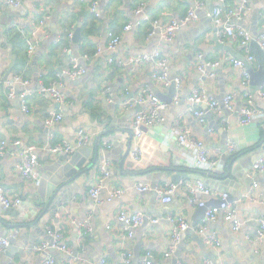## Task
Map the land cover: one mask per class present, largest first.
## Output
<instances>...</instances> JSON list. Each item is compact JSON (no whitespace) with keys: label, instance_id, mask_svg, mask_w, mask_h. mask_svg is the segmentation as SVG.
<instances>
[{"label":"crops","instance_id":"crops-1","mask_svg":"<svg viewBox=\"0 0 264 264\" xmlns=\"http://www.w3.org/2000/svg\"><path fill=\"white\" fill-rule=\"evenodd\" d=\"M99 1L100 6L95 14L89 2L82 3L80 0H20L16 8L8 5V0H0V142L9 143L7 154L0 163V187L10 196L18 195L23 200L15 208L21 212L18 217L7 215L0 202V238L17 233L15 238H10L7 250L0 252V264H43L47 255L55 259V264H124L125 250L131 251L132 264H143L149 253L152 254V264H264V236L259 235V225L254 221L264 219V205L245 199L255 183L259 184L257 191L264 193V174L250 176L253 154H264V120L245 126L241 124L239 115L248 93L253 95L256 107L263 112L264 99L258 96V88L246 84L243 70L234 64V60L245 55L240 50L239 41L226 37L221 43L214 36L209 13L218 5V1ZM195 2L202 3L198 10L199 20L179 32L173 41L163 42L158 36H149L152 21L168 23L172 19H181ZM143 3H146V7L137 14L135 9ZM240 6L241 0H227L225 4L227 10ZM259 9L260 33L264 30V0H248V17L244 25H253ZM45 13H48L49 20L46 26H40ZM129 23L136 26L126 31L125 26ZM73 27L74 36L80 28L79 42L68 40V33ZM18 29H27L29 34L36 33L34 53L29 52ZM15 30L18 32L12 35ZM110 31L122 38L115 51L108 48ZM99 48L101 52H98ZM155 50H160L168 58L170 77L181 78L182 93L179 104H175L176 96L173 97L174 104L165 113V123L145 132L140 142L141 157L135 160L133 149L136 140L132 122L137 109L122 106L124 95L128 93L134 96L141 88L148 86L156 96L157 92L168 96L170 88L153 81L154 63L134 66L129 61L150 55ZM252 53L256 58L253 67L258 70L257 56L253 50ZM198 54L207 62L220 63L219 68L210 70L216 77L208 79L206 83L202 82L197 69ZM76 62L83 65L87 73L73 79L67 72ZM17 77L20 81L16 83V96L11 98L7 86ZM57 81H61V89L68 95L69 103L66 106H60L49 93L41 91V84L51 87ZM107 87L114 93L112 101L104 91ZM199 87H204L208 99H216L222 104L221 110L209 113L205 125L199 124L189 112L188 93ZM23 94L26 95L29 112L22 107ZM229 94L235 95V108L232 110L223 104ZM60 111L64 117L57 122L55 116ZM179 115L183 116V123L193 130L194 135L204 142L209 157L217 162L218 170L213 172L216 177L212 180L217 190L212 188L213 191L220 195L227 190L230 201L233 198L231 203L244 220L237 232L223 220L209 225L220 241L217 248L207 246L205 239L201 246L191 234H184L176 251L172 253L169 250L174 221L181 217L191 225L201 207L189 203L184 189L185 183L194 185L202 179L197 178L201 174L191 171V155L179 145L177 133L173 131L177 128ZM80 129L87 132L89 142L93 144V153L83 169L91 164L96 148L99 147L103 156H109L90 172L64 187L61 190L64 194L65 189L69 188L65 194L67 200L59 205L57 215L49 210L36 227L34 223L52 195L48 190L49 183L43 184L40 192L39 185L34 186L22 176L19 172L22 161L18 157L19 147L12 142L21 140L36 145L41 175L52 177L54 173L49 172L48 167L56 165L60 156L66 154L50 152L48 144L55 145L64 140L75 142ZM232 144L236 146L234 154L228 151ZM128 151V157L123 159ZM121 161H124L125 171L142 174L164 172L169 178L182 174L184 178L180 180L172 202L164 203L163 196L159 192L150 193L152 190L145 194L131 191L129 186L135 184L134 177L124 176L120 172ZM106 164H110L108 169L111 174L104 181L102 197L107 199L115 188H123L126 193L114 200L113 205H110L111 202L98 205L90 195V188L97 181L100 167ZM253 180H256L254 184L251 182ZM143 183L151 185L147 181ZM166 185L160 182L158 188L164 189ZM249 188V192L240 197ZM204 199L210 205L220 201L218 195ZM108 206L115 207L112 210ZM122 210L129 214L141 212L149 220L136 230L132 239L128 238L125 225L117 220ZM152 219L159 222L153 224ZM203 219L195 226V233L201 238L204 237L196 227L203 223ZM78 224L82 228L89 227L82 237L83 245L79 242ZM12 225L20 227L10 228ZM38 228L42 230L38 231ZM50 229L64 233L72 255L60 250L55 253L49 249L35 250L44 242L52 243L45 232ZM76 249L79 250L77 256L74 255Z\"/></svg>","mask_w":264,"mask_h":264},{"label":"built area","instance_id":"built-area-1","mask_svg":"<svg viewBox=\"0 0 264 264\" xmlns=\"http://www.w3.org/2000/svg\"><path fill=\"white\" fill-rule=\"evenodd\" d=\"M82 3H90V6L97 14L98 8L100 6L99 0H80ZM218 5L209 13V17L212 20V24L215 30L216 37L221 43H224L223 39L230 37L236 39L240 43V50L243 52L244 58L234 60V64L243 70V75L245 78L246 84L250 85V75L246 68V63H250L253 66V63L256 61L255 56L252 53L251 43L253 41L252 33L244 25L245 20L248 17V0H241L242 6L234 9L227 10L225 4L227 0H217ZM20 0H8V5L13 8L18 7ZM1 7V6H0ZM146 7V3L141 4L135 9V12L139 14ZM202 7V3H197L189 8L187 14L181 19H172L168 23H164L159 20H154L151 22L149 28V36L155 37L158 36L163 42H171L175 39L177 34L181 32L184 28L189 27L191 24L199 20L198 10ZM33 19H36L35 17ZM49 20L48 13H45L43 18L40 20V26H46L47 21ZM235 23H233V21ZM140 24V22L138 23ZM136 25L132 23L125 26L126 31H130ZM19 33L23 36L25 42L28 45L30 53H34L36 50V33L32 34L27 33L24 29H18ZM15 30L12 35L18 32ZM75 27H73L68 33V40L72 41L74 39ZM109 44L108 48L111 51H115L116 48L121 44L122 38L120 35L115 34L113 31L108 32ZM257 42L264 52V30L259 33ZM98 52H101L100 48ZM85 59L89 60L88 56H85ZM197 69L201 74V80L203 83H206L208 79H213L216 77L214 72L210 70H215L220 67L219 62H207L203 59L201 54L197 55ZM113 62V60H111ZM129 63L134 66H143L148 63L155 64V72L152 76L153 81L159 83L165 88H171L173 85L176 86V97L175 104H179L180 94L182 93V80L181 78L172 79L170 77L169 71V60L160 50H155L150 55H144L137 58H131ZM87 73V69L82 65H79L77 62L74 63L73 68L67 72V75L73 79L84 76ZM20 81V78H15L13 83L8 84L9 96L14 98L16 96V83ZM26 84V83H25ZM61 81L55 82L51 87H46L44 84L40 85L41 91L49 93L52 99L57 102L60 106H66L69 103L68 95L61 89ZM257 94L262 99H264V85L257 87ZM105 93L109 95L110 101L113 100L114 93L110 87H107ZM188 102H189V112L197 120L199 124L205 125L208 121L209 113L216 112L221 110L222 104L216 99H208L205 93L204 87H199L194 89L189 93ZM26 95H21L22 107L26 112H29L26 103ZM235 95L229 94L224 98V106L230 110L235 108ZM174 104V101H173ZM122 106L125 109H137L135 111L134 119L132 122V131L136 140V145L133 149V155L136 159L141 157V147L140 142L146 131H149L161 124H164L166 121L165 113L169 109L170 104L165 103L156 96L155 92L151 88L145 86L134 96H129L128 93L124 95V101ZM241 124L247 126L256 121L264 120V112L259 110L255 103L254 97L250 93L247 94L246 104L241 109L240 113ZM64 115L60 111L56 116L55 120L60 122L63 119ZM183 116L179 115L177 118V128L173 130L177 133V141L179 145L190 153L191 159L189 167L193 170H201L203 172L207 171H217V162L212 160L209 157V152L203 141L199 140L193 133V130L183 123ZM90 141V136L84 129H80L77 132L75 142H70L64 140L61 143L50 145L48 144V150L52 153H62L66 155H73L80 148H83ZM15 146L19 147L18 157L21 158V163L19 164V172L22 176L31 182L34 186H38L42 180V175L40 172V160L38 154V147L34 144L24 143L21 140H14L12 142ZM9 143L7 141L0 142V163L5 157L8 151ZM230 154L236 152V146L230 145L228 148ZM110 164H106L100 167V174L97 177L96 183L90 188V195L93 200L98 205H103L106 202H113L114 200L122 198L126 190L123 188H115L110 191L107 199L102 197V189L104 181L110 176L111 172L108 169ZM250 176H255L257 174H264V158H259L250 172ZM180 183H170L166 185L164 189L158 188V192L163 196L164 203H171L173 198L172 196L178 190ZM136 188L143 193H147L152 190V187L148 183L140 182L136 185ZM184 189L186 191L189 203L196 206H204L206 204V199L204 197L218 195L221 200V205L218 207H210L203 219V223L196 227V230L201 234L207 246L211 248H217L220 244L219 239L214 231L210 230L209 225L219 222L221 220L230 223L235 232L239 231L244 222H241L238 218V209L230 201V195L228 193L216 194L212 188H210L205 181L198 180L196 184L185 183ZM259 184L255 183L251 191L245 196V199L258 202L264 205V193H259ZM0 202L5 209H15L18 208L23 200L21 197L9 195L7 191L0 187ZM117 220L125 225V228L128 232V238L132 239L138 228H140L145 220L146 216L139 212L136 214H129L128 211H120L117 216ZM259 225L258 233L260 236H264V219L258 218L254 219ZM151 222L156 224L159 220L152 219ZM88 224V222H87ZM191 227L190 223L184 218H179L177 221H174V228L171 233L170 239V252H175L179 246L182 235ZM79 242L82 243V237L85 236L88 232L89 227L84 226L83 228L79 227ZM195 229V228H194ZM49 231V230H48ZM49 233L53 237V247L61 252L72 255V250L70 249L68 242L66 241L65 235L61 230L53 231L50 229ZM9 236V235H8ZM0 238V252H4L10 246V238H15L17 233L11 234L9 237ZM52 246L50 243H43L41 246H36L35 250H48ZM79 259V257L77 258ZM124 264H132L133 255L131 251L125 250L123 253ZM152 254H148L146 261L143 264H152ZM43 264H55V259L51 255H47L43 261ZM101 264H105L102 262ZM207 264H212L207 262Z\"/></svg>","mask_w":264,"mask_h":264},{"label":"water","instance_id":"water-1","mask_svg":"<svg viewBox=\"0 0 264 264\" xmlns=\"http://www.w3.org/2000/svg\"><path fill=\"white\" fill-rule=\"evenodd\" d=\"M261 18V11L260 9L257 11V14H255L254 16V23L251 27H247V29L252 33L253 35V41L251 43V49L255 52L257 59H258V63H259V69L255 70L254 67L250 64V63H246V68L249 72L250 75V85L252 87H261L264 85V52L262 51V49L260 48L258 42H257V38L259 37V32H258V21ZM54 28H56V26L54 25ZM56 35V31L54 32V36ZM214 36L216 37V35L214 34ZM217 38V37H216ZM81 39V32H80V28H78L77 32L75 33L74 36V40L76 42H79V40ZM218 40V38H217ZM12 58H15L14 55H12ZM239 59H243V56H240ZM174 79V78H172ZM177 91H176V86L173 85L170 88V94L168 96H163V94H161L160 92H157V96L158 98L168 104H172L173 105V97L176 95ZM190 93V92H189ZM188 93V94H189ZM186 96H184V98H186ZM225 137H227V135H225ZM130 151V149H129ZM129 151L124 155L125 159L126 157H128L129 155ZM93 153V144L91 142H89L86 146H84L83 148H80L76 153H74L73 155H65V156H60L59 161L57 162L56 165H52L50 167H48L49 172L54 173V175L52 177H50L49 175L42 177V180L39 184L40 187V191L43 188V184L45 183H49V193H51L52 195L49 197V201L46 204V207L44 208V210L41 212L38 220L34 223V226H38L40 221H43L44 219V215L51 210L53 212L54 215H57L58 211H59V205L63 202H65V200H67L66 197V191H68L69 188L65 189V194L61 193V190L64 187H67L68 185H70L71 183L75 182L79 177H81L83 174L90 172V170L94 169V167L99 163V162H103L106 160L107 156H103L101 154V150L98 148H96V153L94 158L92 159V162L89 166H87L85 169H83L84 164L86 163V161L91 158V154ZM264 156L263 155H259L255 152V154H253L252 156V167L251 169H253V166L255 164V162L259 159V157ZM124 161H121V166H120V172L126 176L129 175L131 177H134V181L135 184L134 185H130V189L131 191L134 192H138L140 194H145L143 192H140L137 188H136V184L140 183V182H150L151 183V187H152V191L150 193H157V189H158V184L160 182H164V184H170V183H175L178 184L180 182V180H182L184 178V176L182 174H175L173 176H171V178H169V176L167 175V173L164 172H150L148 174H142L141 172H130V171H125L124 170V166L123 163ZM216 175L211 172V171H207L202 173L201 175L197 176L198 179H202L205 181V183L210 187V188H214L216 189L217 187L213 186L212 180L213 178H215ZM250 178V177H249ZM253 180L251 181L252 184H254ZM250 184V183H249ZM251 184V185H252ZM253 186V185H252ZM251 188V186H250ZM250 188L240 194V197L249 192ZM217 190V189H216ZM222 192L225 193H229L227 190H224ZM240 197L237 199L239 200ZM236 199V198H235ZM44 197H43V201H44ZM231 201H233V198H231ZM221 200L218 201L216 204L211 203L210 204H205L204 206L200 207L197 213V218H195L194 222L191 224V227L183 233L184 234H191L196 240H198L201 244V246H203V241L204 238L199 237L196 233H195V226L197 225L198 221L202 220L203 218H205L206 212L210 207H218L221 205ZM114 202H111L110 205H113ZM259 205V204H257ZM115 207V206H114ZM114 207H110L108 206L107 208L110 209L112 208V210L114 209ZM5 213L7 215L10 216H15L18 217L21 215V212L19 210L16 209H6ZM238 218L240 219L241 222H244V220L240 217V215L238 214ZM149 220L148 218H146L145 223H147ZM10 228H17L20 227L18 225H12L9 226ZM76 229H78V225L76 226ZM42 229L38 228V231H41ZM46 232V236L47 238H50V246H52L49 250L53 253L58 252V250L56 248L53 247V237L51 236V234L49 233L48 230L45 231ZM77 235V233H76ZM182 235V236H183ZM205 242V241H204ZM206 246V244H205ZM207 247V246H206ZM74 255H79V250L76 249L74 252ZM152 260V259H150Z\"/></svg>","mask_w":264,"mask_h":264},{"label":"trees","instance_id":"trees-1","mask_svg":"<svg viewBox=\"0 0 264 264\" xmlns=\"http://www.w3.org/2000/svg\"><path fill=\"white\" fill-rule=\"evenodd\" d=\"M44 16V15H43ZM43 16H42V18H43ZM41 18V19H42ZM26 31H27V29H26ZM28 33V32H27ZM18 36V35H17ZM192 171V170H191ZM193 172H195V173H199V174H202V173H204L203 171H201V170H193Z\"/></svg>","mask_w":264,"mask_h":264}]
</instances>
